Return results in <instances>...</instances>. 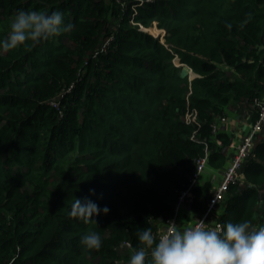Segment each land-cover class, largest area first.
<instances>
[{"label": "trees", "instance_id": "obj_1", "mask_svg": "<svg viewBox=\"0 0 264 264\" xmlns=\"http://www.w3.org/2000/svg\"><path fill=\"white\" fill-rule=\"evenodd\" d=\"M19 9H61L73 27L0 51V264H128L138 230L162 234L207 147L213 171L231 161L218 117L264 99V0H0V39ZM154 23L164 42L141 29ZM193 110L200 125L185 121ZM241 174L217 219L259 227L264 141ZM211 190L194 189L195 214ZM86 196L110 211L71 216ZM91 231L99 250L80 243Z\"/></svg>", "mask_w": 264, "mask_h": 264}, {"label": "clouds", "instance_id": "obj_2", "mask_svg": "<svg viewBox=\"0 0 264 264\" xmlns=\"http://www.w3.org/2000/svg\"><path fill=\"white\" fill-rule=\"evenodd\" d=\"M72 27L65 22L61 9L51 12L19 9L10 32L0 39V51L31 47L56 38ZM226 27L231 29V23ZM109 211L107 205L100 206L86 196L76 198L69 214L88 223L95 215ZM137 236L140 246L133 250L128 264H264V225L257 227L248 219L215 227H205L204 220H200L191 227L167 231L158 239L151 228H142ZM80 243L88 250H99L102 238L98 232H85Z\"/></svg>", "mask_w": 264, "mask_h": 264}, {"label": "built area", "instance_id": "obj_3", "mask_svg": "<svg viewBox=\"0 0 264 264\" xmlns=\"http://www.w3.org/2000/svg\"><path fill=\"white\" fill-rule=\"evenodd\" d=\"M141 29L144 31L148 30L143 26H141ZM177 59L178 58H176V60ZM175 63L178 67H182L183 69H185L186 67L189 70L190 80L194 79V77H198V75L195 74L192 69H190L186 64L181 63L180 60H179V64L176 61ZM192 74H194V77H191ZM52 105L58 108V103L56 101L52 102ZM251 106L254 108L257 118L253 123L251 131L247 135L243 136L241 142L238 145H235L232 142L229 148L225 149V152L227 154L230 149L234 150V153L232 156H230L231 161L224 169L222 181L219 182L215 187H213L210 192V198L208 200V204H209L208 210L206 211V213L200 216L197 222L199 223L200 220H204L205 227H209L210 218H212V216L217 213V208L226 199L230 187L232 185L241 182L242 179L241 170L243 168L244 161L250 156H252V152L258 143V138L264 135V99L256 98L251 104ZM185 121L188 124L194 123L200 125L198 123L197 111L193 110L192 112L187 113L185 117ZM225 123H226L225 116H220V118H218L216 122L213 124L214 133H218V131L222 129L221 125ZM196 134L197 131L194 132L192 137L195 140H197ZM217 143L220 146L222 145L221 142L219 141H217ZM208 157H209V149L207 147L205 156L199 158V160L197 161V172L194 179L187 188L182 189L179 192L178 202L175 207L174 216L165 222L166 228L164 232H162V234L172 229H178V221H179L178 217L180 214V210L182 208L186 207L192 209L191 206L194 201V194H193L194 189L197 186L201 185V177L208 169ZM216 225H222V224L219 221H217ZM121 248H123V250H131L132 246L131 243L125 242Z\"/></svg>", "mask_w": 264, "mask_h": 264}, {"label": "crops", "instance_id": "obj_4", "mask_svg": "<svg viewBox=\"0 0 264 264\" xmlns=\"http://www.w3.org/2000/svg\"><path fill=\"white\" fill-rule=\"evenodd\" d=\"M223 116L226 118V123L222 124L221 127L230 135L232 142L235 145H238L241 142L243 136L247 135L251 131L253 123L257 117L254 108L245 102L243 104L240 103L229 107L227 113ZM260 141H264V135L258 138V143ZM233 153L234 150L230 149L228 151V156H232ZM223 173L224 171L215 172L209 167L201 177V184L210 181L213 188L222 181ZM200 216L201 215L199 214H195L190 208H182L178 217V229L182 230L185 227H191L195 225L198 222ZM217 218L218 210L217 213L213 215L212 218H210L209 227H214L216 225L218 221ZM165 228L166 225L162 224L160 232H164Z\"/></svg>", "mask_w": 264, "mask_h": 264}, {"label": "rangeland", "instance_id": "obj_5", "mask_svg": "<svg viewBox=\"0 0 264 264\" xmlns=\"http://www.w3.org/2000/svg\"><path fill=\"white\" fill-rule=\"evenodd\" d=\"M155 29L162 30V31H164V32H163V34H161L160 36H158L157 33L155 32ZM147 31H148L151 35H153L154 37L160 38V39L164 42V40H165L164 37H165V33H166V32H165L164 29L159 28L157 23H155V24L153 25V27L149 28ZM175 61L179 64V60H178V59H177V60L175 59ZM184 72L189 74V70H188L186 67H185V69H184ZM191 77H194V74H192ZM194 78H195V77H194ZM53 106H54V105H53ZM54 107H55V106H54ZM227 165H228V164H227ZM226 167H227V166H226ZM226 167H225V168H226ZM225 168H224V169H225ZM224 169H223L222 171H224ZM222 171H221V172H222ZM119 250H121L122 252H123V251H124V252L127 251V250H123V248H121V247H120ZM126 253L131 254L132 252H128V251H127Z\"/></svg>", "mask_w": 264, "mask_h": 264}]
</instances>
